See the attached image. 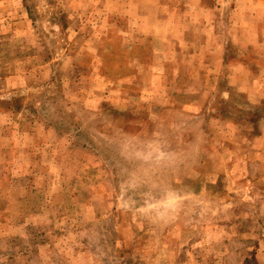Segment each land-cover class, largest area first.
Masks as SVG:
<instances>
[{
    "label": "rangeland",
    "instance_id": "1",
    "mask_svg": "<svg viewBox=\"0 0 264 264\" xmlns=\"http://www.w3.org/2000/svg\"><path fill=\"white\" fill-rule=\"evenodd\" d=\"M0 264H264V0H0Z\"/></svg>",
    "mask_w": 264,
    "mask_h": 264
}]
</instances>
